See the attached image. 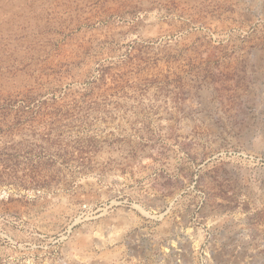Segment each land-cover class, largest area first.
Returning a JSON list of instances; mask_svg holds the SVG:
<instances>
[{
    "label": "rangeland",
    "instance_id": "374dc122",
    "mask_svg": "<svg viewBox=\"0 0 264 264\" xmlns=\"http://www.w3.org/2000/svg\"><path fill=\"white\" fill-rule=\"evenodd\" d=\"M0 264H264V0H0Z\"/></svg>",
    "mask_w": 264,
    "mask_h": 264
}]
</instances>
